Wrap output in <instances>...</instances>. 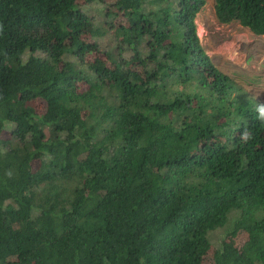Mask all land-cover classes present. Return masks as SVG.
<instances>
[{"label": "trees", "instance_id": "1", "mask_svg": "<svg viewBox=\"0 0 264 264\" xmlns=\"http://www.w3.org/2000/svg\"><path fill=\"white\" fill-rule=\"evenodd\" d=\"M204 2L0 0V264H264V102ZM213 6L264 34V0Z\"/></svg>", "mask_w": 264, "mask_h": 264}, {"label": "rangeland", "instance_id": "2", "mask_svg": "<svg viewBox=\"0 0 264 264\" xmlns=\"http://www.w3.org/2000/svg\"><path fill=\"white\" fill-rule=\"evenodd\" d=\"M99 4L93 3L86 7L89 14L96 16L97 21L103 20L97 11L101 7ZM213 4L214 0H205L195 17L203 47L213 62L241 87L240 94L243 97L264 102V34H255L236 20L220 22L216 18ZM228 224L211 231L214 245L224 235ZM245 236H240V244Z\"/></svg>", "mask_w": 264, "mask_h": 264}, {"label": "clouds", "instance_id": "3", "mask_svg": "<svg viewBox=\"0 0 264 264\" xmlns=\"http://www.w3.org/2000/svg\"><path fill=\"white\" fill-rule=\"evenodd\" d=\"M259 112L262 118H264V106L259 108Z\"/></svg>", "mask_w": 264, "mask_h": 264}, {"label": "bare ground", "instance_id": "4", "mask_svg": "<svg viewBox=\"0 0 264 264\" xmlns=\"http://www.w3.org/2000/svg\"><path fill=\"white\" fill-rule=\"evenodd\" d=\"M244 36V35H243ZM241 37V36H240ZM246 37H249V36H246ZM236 39V38H235ZM242 39V38H241ZM228 48H230V47H228ZM233 52V51H232Z\"/></svg>", "mask_w": 264, "mask_h": 264}]
</instances>
